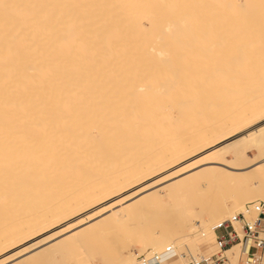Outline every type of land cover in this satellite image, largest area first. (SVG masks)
Listing matches in <instances>:
<instances>
[{"label":"bare ground","instance_id":"bare-ground-1","mask_svg":"<svg viewBox=\"0 0 264 264\" xmlns=\"http://www.w3.org/2000/svg\"><path fill=\"white\" fill-rule=\"evenodd\" d=\"M262 111L264 0H0V264L109 214L102 234L160 212L141 253L186 249L197 223L210 242L219 205L264 200L259 137L255 162L227 144ZM128 246L116 264H137Z\"/></svg>","mask_w":264,"mask_h":264},{"label":"rangeland","instance_id":"rangeland-1","mask_svg":"<svg viewBox=\"0 0 264 264\" xmlns=\"http://www.w3.org/2000/svg\"><path fill=\"white\" fill-rule=\"evenodd\" d=\"M190 174L191 173H188L186 175H183L182 178H184V179L181 178L180 179L181 180L180 182H182V180L188 179V177L190 178V176L192 175V174L191 175ZM174 182H176V181L174 180ZM180 182L177 181L176 184L177 183H180ZM211 182H212L211 178L208 179V178H205V177H202V176L200 177L199 175L195 176L194 178H191L187 182L188 186L196 189V192L201 191V197H199L198 199H196V198L194 199V197H192L191 195H190L191 197H189V199H188L194 208H200V207H203L204 208L203 202H205L206 200L208 201L209 197H208L207 194H209V192H211L213 190V187L211 185H208ZM173 184L175 185V183H173ZM173 184L170 183L169 186L170 185L172 186ZM257 184H258V186L260 188H262V187L264 188V179H262L261 181H257ZM161 188L162 187H159L158 189H156V191L159 190V189H161ZM160 192H161V195L164 196L163 190L160 191ZM202 194H203V196H202ZM145 195H146V193H145ZM145 195H142L141 198H139L140 200L139 199H137V200L142 201L143 196H145ZM248 195H250L251 197L253 196L252 193H248ZM201 198H202V200H201ZM210 199H212V198L210 197ZM139 201H136V203L137 202L139 203ZM262 201L264 202V200H260V201H257V202H262ZM247 203H250V202H246L245 204H247ZM132 205H135V204L132 203ZM118 209H119V207H114V211H115L114 215L117 216V217H119L120 220H123L124 214L121 211H118ZM158 213L160 214V212H158V211L156 212V211L152 210L151 212L147 213V215L144 214L145 217L143 216V220H142V217H141V219H140L141 221L139 220L138 222L133 223V226L131 225L132 223L130 225L127 224L129 226L128 227L129 228L128 230H127V228L126 229L125 228L122 229L120 227V228L114 229L112 232H106V233L103 232V234H102V232H100L101 229L103 230V228L100 226V225H102V223H101L102 221L101 220L102 219L105 220L106 218L108 219V217H109L110 214L109 215H105V216H103V218H99L97 220H94L92 222H89L88 224H84L83 227H80V228L74 230L71 233L69 232L68 234H64V236H62V237H60L58 239L50 240L49 242H47L42 247L43 249L42 248L37 249L36 252L34 251V252H32V253L24 256L23 258H27L30 255V257L27 258V261H26V259L20 258L18 260H15L14 262H10L8 264H12V263L13 264H78V263L79 264H87V263L88 264H101L102 263V256L105 255L104 253H106L108 255H114L115 254L114 257L113 256L111 257L110 263L111 264H116L117 257H119V253H120L119 250L122 247L124 248L125 246H128V245H130V246H128V248L130 247L129 249H131V251H133L134 254L140 255L139 257H141V258L138 260V261H140L144 256L149 255L150 252L149 253H146V252L145 253H141V250L140 249L142 247H140V245L136 241H134L135 240L134 238H137L138 237V234H140L139 232L142 233L143 230L148 225H151L152 227L154 226L156 228V224H158L156 222L159 219V216L156 217L157 219H155L156 220L155 223H154V221H151L150 218L154 217V215H157ZM106 216H108V217H106ZM144 218H145V221H144ZM147 218L149 219V221L147 222L148 225L146 224L147 226L141 227V225H143V224L146 223V220H148ZM152 219H154V218H152ZM98 222H100V224ZM139 222L141 223L140 226H139ZM69 224L70 223H66V225H63V227L64 226H68ZM99 226L101 227V229H100ZM130 226H132V228H130ZM196 226H197V228L199 226H201V227H199L200 230L198 229L196 232L194 231V232L191 233V240L188 243V246L189 247L186 246V249H184L185 247H183V248H180L179 247V251H175L176 254H178L177 257L179 258V259H175V261H177V260L179 261L178 264H184V261L181 260V258L179 256L180 253H178V252H181V253H184L185 252V253H187V255H188L187 256L188 257L187 259H190V258H192L194 256L192 254V252H191L190 249H193V250L197 249L196 244L200 248V251H201V254L200 255H201V257H203L204 255H210V254L216 252V248H215V245L214 244L210 243L207 240L205 241L204 239L197 240V236H198V234H200V232H202L204 230V226L202 227L201 223H197ZM94 227H96V229ZM122 227H124V225ZM133 228L135 229V231H134ZM141 228H143V229L141 230ZM97 230H98V232H97ZM121 230H122V232H121ZM153 230H154V228H152V231ZM75 232L77 233L76 234L77 236L74 234ZM114 232H116V233H114ZM136 232H138V233H136ZM51 233H53V231H50V232L45 233L43 236L38 237V239L36 238V239H33V240L29 241L28 244H33V243H35L37 241L43 240L44 237L49 236ZM69 234H71L72 237L75 236L77 238H72V237H70L71 235H69ZM124 234L125 235H128V236H125ZM83 237L86 238V239H84ZM117 237H119L120 240ZM74 239L75 240L78 239L77 241L83 239V240H85L86 243H84L83 247H80L77 250V249L72 248V246L70 245L71 242L74 241ZM127 240L129 241V243L126 242ZM59 243H62V244L59 245ZM125 243H127L128 245L127 244L125 245ZM203 243L206 246H203L202 245ZM28 244L25 243L24 245H28ZM123 244L125 246H122ZM56 245L57 246L58 245L60 246L59 253L58 254H57V252H55L56 250H58L57 247H55ZM120 246H122V247H120ZM23 247L24 246H21L18 249L20 250ZM137 247L140 248V249H137ZM47 249H49L50 251L47 250ZM92 249H94V250H92ZM107 250L111 251V253H109V251H107ZM188 250H190V251H188ZM38 251H39V254H36V253H38ZM72 251H74V252H72ZM68 252H71L72 255H71V253L68 255ZM114 252H116V253H114ZM117 252H118V254H117ZM34 253L37 255V257H36V255ZM73 253H74V255H73ZM87 254L89 256H87ZM8 255L9 254H5L4 256L0 257V261H3L4 258H7ZM151 255H153V254H151ZM31 256H33V257H31ZM88 257H90V258H88ZM196 258L197 257H195V259ZM119 259H118V262H119ZM197 259H199V258H197ZM17 261L20 262V263H18Z\"/></svg>","mask_w":264,"mask_h":264},{"label":"snow or ice","instance_id":"snow-or-ice-1","mask_svg":"<svg viewBox=\"0 0 264 264\" xmlns=\"http://www.w3.org/2000/svg\"><path fill=\"white\" fill-rule=\"evenodd\" d=\"M257 121H259L258 124ZM249 124L255 125V127L242 126L240 131L242 132L243 139L240 136H236L228 140L227 144L240 150L238 153L239 157L255 162L257 153L254 148L250 149L249 146L259 137L258 162L260 171L264 173V111L258 117H253L249 121ZM244 127H247L246 131ZM220 149H229H226L224 144H221L218 149H213L216 153V158L224 162V152L220 151ZM233 166H236V164L234 163ZM260 216H264V206L257 208L255 205H252L249 207L239 200L221 204L218 206V210L207 221L209 233L227 225L231 229L230 237L233 239V246L229 249L228 255L239 253V255L243 256L245 254V245L249 247L251 245V240L246 236V232L252 230L249 233L250 235L254 233L257 227H260L261 249L264 250V225H262L259 219ZM210 243L215 244V240L211 236ZM137 264H139V261H137ZM221 264H227V261L221 262ZM235 264H240V262H235ZM242 264H252V262L245 259Z\"/></svg>","mask_w":264,"mask_h":264},{"label":"built area","instance_id":"built-area-1","mask_svg":"<svg viewBox=\"0 0 264 264\" xmlns=\"http://www.w3.org/2000/svg\"><path fill=\"white\" fill-rule=\"evenodd\" d=\"M249 207L255 205L257 208L264 206V202H252L247 204ZM262 225H264V216L259 217ZM214 232V240L216 252L210 255H204L200 259L194 257L186 259L184 264H221V262L227 261V264H235L247 259L252 264H264V250L261 249V237L260 227L254 230V233L250 234L252 230L246 232V236L251 240L250 247L245 245V254L243 256L228 255L229 249L233 246V239L230 237L231 229L225 225L223 228L216 229ZM178 254L175 251L167 250L163 254L146 255L140 261L139 264H170L175 259H179Z\"/></svg>","mask_w":264,"mask_h":264},{"label":"crops","instance_id":"crops-1","mask_svg":"<svg viewBox=\"0 0 264 264\" xmlns=\"http://www.w3.org/2000/svg\"><path fill=\"white\" fill-rule=\"evenodd\" d=\"M203 246H206V245H204V243L202 244ZM179 263V261L177 260V261H172L170 264H178Z\"/></svg>","mask_w":264,"mask_h":264}]
</instances>
